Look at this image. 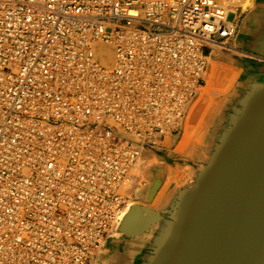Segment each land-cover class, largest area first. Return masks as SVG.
Here are the masks:
<instances>
[{
    "label": "built area",
    "instance_id": "obj_1",
    "mask_svg": "<svg viewBox=\"0 0 264 264\" xmlns=\"http://www.w3.org/2000/svg\"><path fill=\"white\" fill-rule=\"evenodd\" d=\"M242 1L0 0V264H90L126 206L124 161L178 128L198 87L185 76L236 35Z\"/></svg>",
    "mask_w": 264,
    "mask_h": 264
},
{
    "label": "water",
    "instance_id": "obj_2",
    "mask_svg": "<svg viewBox=\"0 0 264 264\" xmlns=\"http://www.w3.org/2000/svg\"><path fill=\"white\" fill-rule=\"evenodd\" d=\"M218 123L193 182L126 215L125 238L151 230L133 264H264V79L240 82Z\"/></svg>",
    "mask_w": 264,
    "mask_h": 264
},
{
    "label": "bare ground",
    "instance_id": "obj_3",
    "mask_svg": "<svg viewBox=\"0 0 264 264\" xmlns=\"http://www.w3.org/2000/svg\"><path fill=\"white\" fill-rule=\"evenodd\" d=\"M242 3H243V1H242ZM212 47L214 49L211 52V54H210V50H208V52H207L208 60H210L209 66L207 64V68L201 72L202 78H201L200 82H199V80H197L195 83L193 80H190L188 76H185L184 80L190 87H192L193 85L198 86L196 91H195L196 95L191 100H188L189 102L184 103L182 105V107L179 109L181 115L178 116L173 121V123L176 126H178V128L176 130H175L176 127L173 129H170L169 131H167L162 136L163 138L161 141V145H162L161 148H163V144L165 143V141H166V144L168 147V146H170L171 141L175 137L179 136L180 139L178 140V144H176V147H175L176 150L175 151H177L178 153L186 152V154L189 153V155H191L193 157L205 159L206 158L205 155H207V154L204 155V151L200 145L201 144L200 141H199L200 144H198V141H196L198 138L200 139V137L197 135L198 137H195L196 139L194 138V136H196V134H195L196 127H195L194 123L197 122V118L199 117L198 116L199 112L202 109L204 111L203 114H205V112L207 110L211 111V113H210L211 123L214 127H217V125L219 124L217 120H219L220 115L222 114L223 106L220 104L219 100L217 101V99L215 97H217L218 95H221V94H223L224 97L225 96L228 97L227 96L228 90L232 86L235 77H238L237 86L240 84V82H244L246 80L244 75H242L241 70L238 68L239 66L236 63L232 62L233 63L232 68L236 69L235 72L238 74H236V75L231 74L230 71L232 69L228 68L226 70H227V72H229L230 75L228 76V79H227L226 78L227 77L226 70L224 69L226 81H225V85L220 86L219 80H220L221 75H220L219 61L217 58L221 57L220 55L222 54V52H221L222 50H223V52L228 51V52H233V53H236L237 50L234 48V46H232L230 44V42L227 44L226 47L221 46V45H212L211 48ZM219 48L221 50H219ZM89 49L93 54L94 61H96L98 63V65L103 66L102 68L106 72H112V70L118 66V60H117V56L115 53L114 46L107 44L105 42H97L96 44L93 43L89 47ZM239 51L240 50L238 49V52ZM208 54H210V55L208 56ZM257 58H258V56H257ZM260 59H261V57H260ZM262 60H264V59H262ZM119 66H120V62H119ZM225 68H226V66H225ZM248 68L249 67H247L246 70H248ZM142 71H146V70L144 69ZM146 77L147 76H144V78H146ZM241 78H242V80H241ZM239 79L241 81H239ZM146 80L147 79H145V82H146ZM127 90L128 91L130 90L129 84L127 85ZM234 94H235V92L233 93V95ZM148 101H149V99H148L147 94H144V99L142 102H139V105L141 103V106H145V109H146L148 106ZM122 105L125 107H128L126 100H123ZM148 115L150 117L151 122L154 120H157L160 123V125H162L164 123L165 118L160 120L158 118V116H152V114L150 112H148ZM126 116L127 115H125L124 117H126ZM201 117L202 116H200L199 119H201ZM210 117H207L206 119L208 120V118H210ZM141 118H142V120H144L143 117H141ZM129 120H130V118L127 121H129ZM101 121L105 122L107 125L111 126L115 131H118L120 133L128 135L127 131L125 129L124 130L122 129L121 123L117 122L115 119H113V118H102ZM196 126H198V125H196ZM209 127H210V125H209ZM210 128H206V129H210ZM197 129H200V128H197ZM211 129H213V128H211ZM205 135H208V134H205ZM193 141H195V142H193ZM206 141H208V140H206ZM207 143H205V145ZM205 145H203V146H205ZM161 148H159V149H161ZM208 149L209 148H207L205 150H208ZM155 151H156L155 148H146L145 147L144 150H142L141 158L137 163L134 162L133 164H130L131 161H124V165L127 169V178L122 183L119 182V184H120L119 192L123 198H126L125 199L126 206H125V209L122 211L119 219L117 218L114 220V222H113L114 229L112 230V233L107 237V239L105 240L103 245L96 251V253H95L96 257L98 254H101L102 251L104 250L105 245H107L106 244L107 240L118 237V236H123L122 233L119 231V228H120L123 220L125 219L126 215L129 213L130 209L134 205L148 206V207H151L155 210H157L159 207H162V206L165 207L167 205L170 197L173 195V193L175 191V190L169 191V187L171 186V185L169 186V184L173 178H174V181L177 180V182L180 183L178 188L181 187V185H183V184H186V183L188 184V183L193 182V180L192 181L190 180L193 174H191L188 178H186L183 176L184 173L183 174L178 173L177 169L171 170L172 168L168 169V167H167V168H161V169L158 168V170L152 171L151 169L147 168V161L149 160V157L152 156V153H154ZM120 164H122V162ZM200 166L201 167L199 169H201L203 167V164ZM128 168H130L129 171H128ZM180 175H182L185 178V180L182 179L183 180L182 183H181L182 180H181ZM133 194L136 195V199L138 198V199H140V201L137 200L136 202H134L135 196H133ZM132 198H133V200H132V202H130L129 199H132ZM150 231L151 230L146 231L143 234L137 236V238H135L137 240L139 239V241L142 242V243H140V245L143 244L145 237H147L149 235ZM130 240H133V239H130ZM92 259H91V261H92ZM111 260H112V258H111ZM91 261H90V264H91ZM98 261H99V259H98ZM106 261H109V260L106 259ZM134 263H136V259L134 260ZM109 264H110V262H109ZM117 264H120V262Z\"/></svg>",
    "mask_w": 264,
    "mask_h": 264
},
{
    "label": "crops",
    "instance_id": "obj_4",
    "mask_svg": "<svg viewBox=\"0 0 264 264\" xmlns=\"http://www.w3.org/2000/svg\"><path fill=\"white\" fill-rule=\"evenodd\" d=\"M229 19L235 21L237 26L236 35L230 41L237 50L232 62L239 66L246 79H264L260 67L264 65V0H243L239 9L229 13ZM154 169L158 170L156 167ZM140 243L139 239L130 240L124 236L109 239L102 253L95 256L91 264H133L142 251L144 242Z\"/></svg>",
    "mask_w": 264,
    "mask_h": 264
},
{
    "label": "rangeland",
    "instance_id": "obj_5",
    "mask_svg": "<svg viewBox=\"0 0 264 264\" xmlns=\"http://www.w3.org/2000/svg\"><path fill=\"white\" fill-rule=\"evenodd\" d=\"M213 49L214 48L212 47V50L210 51V54L213 51ZM219 50H221V49L219 48ZM221 52H222V54L220 55L221 57H218L217 59L219 61L220 75H221L219 83H220V86H223V85H225L226 78L228 79V76L230 75L229 72H227L226 69L231 68L232 70L230 71V73L233 74V75L234 74L236 75L238 73L235 72L236 69L232 68V66H233V63H232L233 59L232 58L235 57L234 55H236V53L228 52V51L227 52L226 51L223 52V50ZM210 54H208V56ZM209 62H210V60H208V66H209ZM225 66H226V68H225ZM224 69L226 70V75H227L226 78H225V70ZM241 80H242V78H241ZM241 80L239 79V81H241ZM237 84H238V77H235L232 86L228 90V95H227L228 97H226V96L224 97L223 94L218 95L217 97H215L217 99V101L219 100V102L223 106V108L227 104L228 100L233 96V93L235 92ZM202 111H203V109L199 112V114H198L199 117L197 116L198 117L197 118V122L194 123V125L196 127V129H195L196 136H194V138L198 137V136L200 137V139L198 138L199 140L197 139L196 141H198V144L201 143L200 145L203 148L204 155H205L209 151V149L208 150H205V149L210 147V138H211V133H212V129L211 128H214V126L211 123V117H210L211 116L210 115L211 111L207 110L205 112V114H203L204 111L203 112ZM200 116H202L201 119H199ZM207 117H210V118H208L209 121L206 119ZM217 121L219 122V120H217ZM196 125H198V126H196ZM209 125H210V127L211 126L212 127L210 128ZM197 128H200V129H197ZM206 128H210V129H206ZM205 134H208V135H205ZM179 139H180L179 136L175 137L171 141L170 146H168V147H167V144H166V141H165V143L163 144V148L156 149V151L154 153H152V156H150L149 160L147 161V168L151 169L152 171L155 170L154 169L155 167L157 169L158 168H160V169L161 168H167V167H168V169L172 168L171 170L177 169L178 173H180V174L184 173L183 176L186 177V178H188L191 174H194V172L201 167L200 165L203 164L204 159H201V158H198V157H193V156L189 155V153L186 154V152L178 153L177 151H175L176 150L175 147H176V144H178V140ZM205 139L208 140V141H206ZM199 141H200V143H199ZM193 142H195V141H193ZM205 143H207L206 144L207 146L205 145ZM203 145H205V146H203ZM158 154L160 155L159 157H158ZM183 176L180 175L181 180L182 179L185 180V178ZM183 180L181 181V183L183 182ZM175 181H174V178L171 180V182L169 184V186L171 185L169 187V191L176 190L178 188V186L180 185V183H178L177 180H175ZM133 196H135L134 202H136L137 200L140 201V199H138V198L136 199V195L133 194ZM132 200H133V198L129 199L130 202H132Z\"/></svg>",
    "mask_w": 264,
    "mask_h": 264
}]
</instances>
